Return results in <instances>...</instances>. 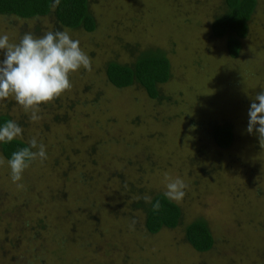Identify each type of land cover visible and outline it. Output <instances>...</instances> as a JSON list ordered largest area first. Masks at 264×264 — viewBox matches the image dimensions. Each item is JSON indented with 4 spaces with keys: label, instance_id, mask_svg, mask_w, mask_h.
<instances>
[{
    "label": "rangeland",
    "instance_id": "1",
    "mask_svg": "<svg viewBox=\"0 0 264 264\" xmlns=\"http://www.w3.org/2000/svg\"><path fill=\"white\" fill-rule=\"evenodd\" d=\"M255 3L235 58L210 33L223 0H89L94 29L59 30L79 40L92 71L70 73L72 87L40 104L38 121L14 97L0 101L22 127L17 138H36L47 155L14 183L0 154V264H264V146L246 131L264 89V0ZM36 21L0 16V35L19 43L30 24L49 32L50 19ZM143 50L169 62L157 100L104 75L108 61ZM216 125L232 132L226 149L211 139ZM177 178L187 185L173 201L178 225L150 235L132 200ZM197 219L213 238L204 252L184 239Z\"/></svg>",
    "mask_w": 264,
    "mask_h": 264
},
{
    "label": "trees",
    "instance_id": "2",
    "mask_svg": "<svg viewBox=\"0 0 264 264\" xmlns=\"http://www.w3.org/2000/svg\"><path fill=\"white\" fill-rule=\"evenodd\" d=\"M88 1L60 0L59 5L53 8V0H0V16L14 17L22 21L36 18L37 23L41 19L48 18L52 24L49 31L53 32L64 29H81L91 32L95 23L88 9ZM223 3L225 12L213 18L210 33L215 38L225 37L226 54L230 58H235L240 49V40L246 35L247 21L256 3L255 0H223ZM22 30L24 32H21L20 39L29 32L36 37L43 35L37 24H30ZM104 75L112 87L120 89L136 83L147 97L157 100L160 99L157 86L169 78V62L161 52L143 50L128 63L108 61L104 66ZM8 120H12L11 117L5 112H0V126ZM210 136L220 149L228 148L232 142V132L226 125L213 126ZM28 146L19 138L11 142H0V154L7 161L13 152ZM151 197L153 203L160 201L162 205L160 211L154 212L151 204H146L142 199L132 200V205L143 212L145 231L152 235L158 233L160 229L176 227L180 219L178 205L169 200L164 193L158 192ZM184 239L198 252L209 250L213 244V238L206 223L199 219L185 225Z\"/></svg>",
    "mask_w": 264,
    "mask_h": 264
},
{
    "label": "clouds",
    "instance_id": "3",
    "mask_svg": "<svg viewBox=\"0 0 264 264\" xmlns=\"http://www.w3.org/2000/svg\"><path fill=\"white\" fill-rule=\"evenodd\" d=\"M59 3L60 0H53L52 7ZM0 52L3 54V59H0V101L14 97L26 111L31 110L32 121L41 119L38 115L40 104L54 101L72 87L70 73L80 68L92 71L89 56L80 48L79 40L72 39L67 31H49L40 37L29 32L22 36L19 43H9L7 34L0 35ZM247 115L246 131L256 134L260 146H264V89L255 95ZM22 131L16 121L8 120L0 126V142H11L20 137ZM28 144V147L13 152L7 160L14 183L22 179L23 172L32 161L39 158L43 162L47 159L44 144H38L36 138L30 139ZM3 163L4 160L0 159V164ZM17 186L23 187L21 184ZM186 187L179 178L171 180L166 185L164 195L169 200L179 202L185 196ZM137 199L151 204L154 212L162 207L159 200L153 203L149 195ZM132 224H135V220Z\"/></svg>",
    "mask_w": 264,
    "mask_h": 264
}]
</instances>
